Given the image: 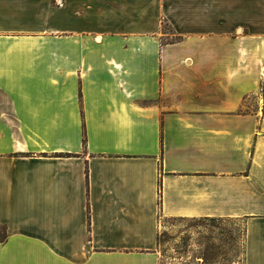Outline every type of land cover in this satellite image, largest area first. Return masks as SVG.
Masks as SVG:
<instances>
[{"label":"crops","instance_id":"obj_1","mask_svg":"<svg viewBox=\"0 0 264 264\" xmlns=\"http://www.w3.org/2000/svg\"><path fill=\"white\" fill-rule=\"evenodd\" d=\"M58 2L0 0V264H161L160 217L264 264V0Z\"/></svg>","mask_w":264,"mask_h":264},{"label":"rangeland","instance_id":"obj_2","mask_svg":"<svg viewBox=\"0 0 264 264\" xmlns=\"http://www.w3.org/2000/svg\"><path fill=\"white\" fill-rule=\"evenodd\" d=\"M54 3L59 4L58 0ZM234 3L235 0H223V8L234 7ZM163 31L169 34L168 40L175 38L166 22ZM245 246L243 219L160 217L157 250L161 264H244Z\"/></svg>","mask_w":264,"mask_h":264},{"label":"trees","instance_id":"obj_3","mask_svg":"<svg viewBox=\"0 0 264 264\" xmlns=\"http://www.w3.org/2000/svg\"><path fill=\"white\" fill-rule=\"evenodd\" d=\"M209 219H216V218H209ZM223 219H225V218H223ZM245 237H246V235H245ZM246 248V247H245Z\"/></svg>","mask_w":264,"mask_h":264}]
</instances>
